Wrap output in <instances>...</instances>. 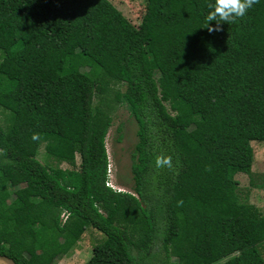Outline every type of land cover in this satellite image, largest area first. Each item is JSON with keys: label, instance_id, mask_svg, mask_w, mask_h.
<instances>
[{"label": "trees", "instance_id": "1", "mask_svg": "<svg viewBox=\"0 0 264 264\" xmlns=\"http://www.w3.org/2000/svg\"><path fill=\"white\" fill-rule=\"evenodd\" d=\"M144 2L135 26L108 0H0L1 259L54 264L86 222L103 238L85 264H264V215L234 180L264 142V0L212 34L214 0ZM118 107L129 191L108 185Z\"/></svg>", "mask_w": 264, "mask_h": 264}, {"label": "rangeland", "instance_id": "2", "mask_svg": "<svg viewBox=\"0 0 264 264\" xmlns=\"http://www.w3.org/2000/svg\"><path fill=\"white\" fill-rule=\"evenodd\" d=\"M123 16L133 25L138 26L145 11L144 0H108ZM153 29V22L149 23V32ZM106 89L96 87L94 99L98 101L103 98ZM8 111L0 108V124L6 125L5 118ZM193 128H203V124L196 123ZM120 129V130H118ZM136 123L130 117L128 111L123 107H118L112 114L111 127L105 138V147L108 157V185L115 190L129 191L132 186V175L130 171V152L132 151L136 137ZM253 150V164L249 174L236 173L234 180L238 183L237 194L242 201L254 205L264 215V142L252 141L250 143ZM43 147L40 149L42 154ZM38 160L43 162L41 156ZM78 162V158H77ZM62 168L67 165L62 164ZM20 185L14 184L13 189ZM11 201V199H10ZM103 236L87 226L83 222L82 233L76 247L66 256L56 258L54 264H85L91 256L92 247L99 242ZM258 249L264 258V242L260 240ZM176 249H173L172 261L176 260ZM0 264H11V262L1 259Z\"/></svg>", "mask_w": 264, "mask_h": 264}, {"label": "clouds", "instance_id": "3", "mask_svg": "<svg viewBox=\"0 0 264 264\" xmlns=\"http://www.w3.org/2000/svg\"><path fill=\"white\" fill-rule=\"evenodd\" d=\"M259 0H214L207 7L209 12L206 16L207 30L209 34L223 31V25L235 23L246 16L248 11ZM213 22L214 25H213ZM155 167L157 169L167 168L173 170V158L170 155L160 154L155 157Z\"/></svg>", "mask_w": 264, "mask_h": 264}]
</instances>
